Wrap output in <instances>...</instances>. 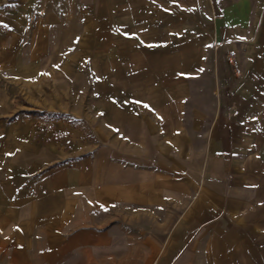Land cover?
<instances>
[{"label": "crops", "instance_id": "0c3cea01", "mask_svg": "<svg viewBox=\"0 0 264 264\" xmlns=\"http://www.w3.org/2000/svg\"><path fill=\"white\" fill-rule=\"evenodd\" d=\"M0 264H264V0H0Z\"/></svg>", "mask_w": 264, "mask_h": 264}, {"label": "rangeland", "instance_id": "374dc122", "mask_svg": "<svg viewBox=\"0 0 264 264\" xmlns=\"http://www.w3.org/2000/svg\"><path fill=\"white\" fill-rule=\"evenodd\" d=\"M229 64L232 66L233 68V72L235 74L236 80H241L242 79V70H241V66H237L235 64V62H229ZM76 260V258H75Z\"/></svg>", "mask_w": 264, "mask_h": 264}, {"label": "built area", "instance_id": "2783aa9c", "mask_svg": "<svg viewBox=\"0 0 264 264\" xmlns=\"http://www.w3.org/2000/svg\"><path fill=\"white\" fill-rule=\"evenodd\" d=\"M229 62H231V63H232V60H229Z\"/></svg>", "mask_w": 264, "mask_h": 264}]
</instances>
